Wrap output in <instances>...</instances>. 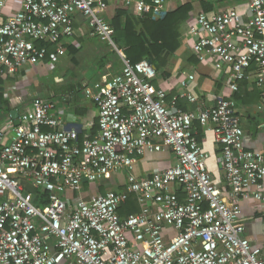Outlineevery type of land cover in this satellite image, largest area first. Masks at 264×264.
Returning <instances> with one entry per match:
<instances>
[{
	"label": "built area",
	"instance_id": "1",
	"mask_svg": "<svg viewBox=\"0 0 264 264\" xmlns=\"http://www.w3.org/2000/svg\"><path fill=\"white\" fill-rule=\"evenodd\" d=\"M123 1L137 16H167L166 0ZM5 2L0 77L57 64L67 52L63 40L75 35L77 14L91 36L113 47L123 68L86 90L99 112L96 135L81 138L77 129H64L56 105L41 98L20 114V125L11 119L0 127V264H264L242 218V201L264 204V154L244 143L233 98L252 79L264 110V0L250 1L247 20L230 10L198 15L189 25L194 52L200 61L211 59L230 91L206 106L190 91L195 76H188L181 97L199 104L192 112L178 107L177 96L167 104V93L153 85L152 63H133L116 46L105 0H23L4 19ZM196 122L214 134L227 194L208 171ZM166 150L175 165L146 178L134 174L142 157ZM123 173L124 192L73 196L85 183ZM27 187L48 193V205L37 206ZM131 195L142 212L123 219L120 210Z\"/></svg>",
	"mask_w": 264,
	"mask_h": 264
},
{
	"label": "crops",
	"instance_id": "2",
	"mask_svg": "<svg viewBox=\"0 0 264 264\" xmlns=\"http://www.w3.org/2000/svg\"><path fill=\"white\" fill-rule=\"evenodd\" d=\"M5 1L4 19L21 10L23 0ZM105 1L107 5L124 2L123 0ZM145 1L152 2V0ZM250 1L166 0L167 14L173 5L190 7L189 18L180 29L181 47L174 56L170 57L171 61L166 66L161 68L159 72L156 69L158 75L153 81L156 89H162L167 93L166 102L168 105L171 104L172 98L177 96L178 107L182 111L192 112L198 107L199 104L190 103L181 97L185 90L181 86V82L187 80L188 76H195V82L190 84V91L199 97L206 106H212L218 96L230 95L227 87V77L214 69L211 59L204 62L200 61L198 55L194 52L193 41L188 34V28L198 15L215 14L230 10L239 12L247 20L251 15L249 10ZM130 10L133 11L131 8ZM104 17L106 19L105 13ZM62 43L67 52L59 62L68 58L69 62L66 63L79 68L74 77L63 83L42 82V78L54 71V65L48 67L43 64L29 68L28 71L17 75L7 74L4 78L0 77V88L2 89L0 92V127L11 119L14 122L11 116L12 111L16 110L20 115L30 108L34 98H41L56 105L55 114L61 118L64 129H77L81 138L85 134L93 136L98 133V108L94 101L87 97L86 90L89 88L94 89L96 85H101L120 74L123 68L121 58L108 42H103L99 38L90 35L87 21L80 14L75 17L74 37L65 39ZM84 49L88 51V61L90 63L86 62V65L80 68L82 61L79 60V57L83 54ZM240 89L243 91L241 98L237 101L235 99L236 94L233 98L237 103L238 114L242 119V127L245 132L244 143L249 149L264 154V110L260 109L261 91L252 79L242 82L239 91ZM195 127L198 141L208 156V171L219 189L227 194L229 189L224 172L220 167L221 152L215 142L214 134L209 126L202 127L196 122ZM9 140L7 139L6 143ZM175 163V156L169 150L148 154L138 161L134 167V174L139 178H146L154 171L164 170L175 165ZM127 175V173H123L119 176H113L110 180L85 183L81 192L73 196L91 200L108 192L121 191L122 188L124 192L126 191ZM101 186L104 187L105 194L100 192ZM113 187H118V189H113ZM130 201L135 202L138 210L129 214L122 212L120 215L123 219L142 212L143 206L139 203L137 196L131 195ZM128 203L125 205L126 207ZM242 218L246 219L244 221L245 236L262 249V256L264 257V204L252 198L242 201Z\"/></svg>",
	"mask_w": 264,
	"mask_h": 264
},
{
	"label": "trees",
	"instance_id": "3",
	"mask_svg": "<svg viewBox=\"0 0 264 264\" xmlns=\"http://www.w3.org/2000/svg\"><path fill=\"white\" fill-rule=\"evenodd\" d=\"M189 10L190 7L187 6L173 5L164 19L156 21L151 16L135 15L125 2H115L107 5L105 15L113 29V40L116 46L133 63L150 61L159 72L181 47L180 29L189 18ZM242 92L240 89L236 93L237 101L241 98ZM122 189L118 192H123ZM27 190L32 192L37 206L48 205V193L31 187H27ZM100 192L106 193L103 186L100 187ZM124 206L120 214L122 212L129 214L138 210L133 201H130L127 207Z\"/></svg>",
	"mask_w": 264,
	"mask_h": 264
},
{
	"label": "rangeland",
	"instance_id": "4",
	"mask_svg": "<svg viewBox=\"0 0 264 264\" xmlns=\"http://www.w3.org/2000/svg\"><path fill=\"white\" fill-rule=\"evenodd\" d=\"M88 51L83 50V54L79 57V60H81L80 68L84 67L86 65V62H89V56ZM66 60V61H65ZM57 64L54 65V71L50 74H48L45 78H42V82H48V83H55V82H66L67 80H70L74 77V74L76 73L77 69L74 66L70 65L68 58L65 59ZM171 61V60H169ZM90 63V62H89ZM169 63V62H168ZM168 63H166L164 66H166ZM100 183V182H99ZM98 183V184H99ZM113 189H118V187H113Z\"/></svg>",
	"mask_w": 264,
	"mask_h": 264
},
{
	"label": "water",
	"instance_id": "5",
	"mask_svg": "<svg viewBox=\"0 0 264 264\" xmlns=\"http://www.w3.org/2000/svg\"><path fill=\"white\" fill-rule=\"evenodd\" d=\"M150 62V61H149ZM151 63V62H150ZM11 116H12V118L14 119V122H15V125L16 126H18V125H20V120H19V112L18 111H12V113H11Z\"/></svg>",
	"mask_w": 264,
	"mask_h": 264
}]
</instances>
